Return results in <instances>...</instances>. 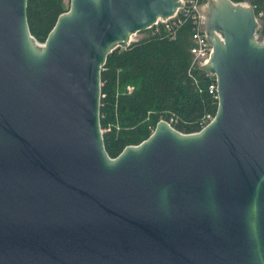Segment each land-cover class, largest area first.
<instances>
[{
	"label": "water",
	"instance_id": "water-1",
	"mask_svg": "<svg viewBox=\"0 0 264 264\" xmlns=\"http://www.w3.org/2000/svg\"><path fill=\"white\" fill-rule=\"evenodd\" d=\"M205 1L210 121L109 157L101 65L181 0H68L41 42L0 0V264H264V37L248 3Z\"/></svg>",
	"mask_w": 264,
	"mask_h": 264
},
{
	"label": "trees",
	"instance_id": "trees-1",
	"mask_svg": "<svg viewBox=\"0 0 264 264\" xmlns=\"http://www.w3.org/2000/svg\"><path fill=\"white\" fill-rule=\"evenodd\" d=\"M233 1L253 7L260 19L255 32L263 37L264 0ZM67 8L64 0H26L28 30L37 42L44 40L57 15ZM145 31L127 47L108 52L101 65L98 116L109 157L148 137L158 119L171 117L175 130L190 133L217 108V99L207 90L211 77L191 63V20L186 18L173 30L159 23Z\"/></svg>",
	"mask_w": 264,
	"mask_h": 264
},
{
	"label": "built area",
	"instance_id": "built-area-1",
	"mask_svg": "<svg viewBox=\"0 0 264 264\" xmlns=\"http://www.w3.org/2000/svg\"><path fill=\"white\" fill-rule=\"evenodd\" d=\"M182 4L176 8L175 12L172 14L171 17L167 18H159V20L153 23L154 25H158L161 23L165 29L173 30V27L178 25L180 22L189 18L192 22L193 31L191 32V38L193 44L190 46L189 50L193 55L191 63L197 64L199 67L201 64L207 61L208 57L210 56L211 46L210 42L207 41L205 36V28H203V20L205 17L204 14V1L202 0H181ZM262 12L258 11V15H261ZM257 16V15H256ZM258 17V16H257ZM221 38V33L218 30H214ZM264 37V36H263ZM263 39V38H262ZM261 39V40H262ZM208 75L211 77V82L207 85V90L211 94H213L214 98H216V80L214 75L207 71ZM129 88V86H127ZM211 115L206 114L203 119L201 120L200 127L197 130H200L203 125L208 123L211 119ZM163 120V119H160ZM166 122L171 124V117L168 119H164ZM173 127V126H172ZM194 130V131H197ZM182 132V131H181ZM192 132V131H191Z\"/></svg>",
	"mask_w": 264,
	"mask_h": 264
},
{
	"label": "rangeland",
	"instance_id": "rangeland-1",
	"mask_svg": "<svg viewBox=\"0 0 264 264\" xmlns=\"http://www.w3.org/2000/svg\"><path fill=\"white\" fill-rule=\"evenodd\" d=\"M64 2H66V3H68V0H64ZM243 2V1H242ZM246 3H248V2H246ZM204 4H206V1H204ZM257 17V16H256ZM257 21H258V25H259V22H260V19H259V17H257ZM260 26V25H259ZM258 26V27H259ZM146 33V31L145 30H139V31H136V32H134L133 34H131L130 36H129V40H130V42L131 41H133V40H135V39H137V38H140L141 36H144V34ZM254 35H255V37L257 38V39H259V40H261L263 37H260L256 32H254ZM37 41V40H36Z\"/></svg>",
	"mask_w": 264,
	"mask_h": 264
}]
</instances>
